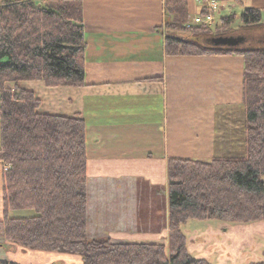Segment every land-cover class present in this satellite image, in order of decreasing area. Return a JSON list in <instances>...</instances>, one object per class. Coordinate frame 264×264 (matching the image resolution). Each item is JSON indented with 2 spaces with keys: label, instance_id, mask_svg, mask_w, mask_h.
<instances>
[{
  "label": "trees",
  "instance_id": "16d2710c",
  "mask_svg": "<svg viewBox=\"0 0 264 264\" xmlns=\"http://www.w3.org/2000/svg\"><path fill=\"white\" fill-rule=\"evenodd\" d=\"M186 11L185 0L164 3L165 54L242 59L246 149L243 156L208 162L167 160L164 247L88 237L85 123L39 114V100L18 86H85L81 2L0 1V162L7 167L0 238L32 251L76 255L81 264H209L187 250L182 227L189 220H264V23L257 10L245 8L220 18L217 28H186ZM217 37L244 41L214 46ZM25 211L33 215H17ZM262 256L254 264H264V251Z\"/></svg>",
  "mask_w": 264,
  "mask_h": 264
},
{
  "label": "crops",
  "instance_id": "0c3cea01",
  "mask_svg": "<svg viewBox=\"0 0 264 264\" xmlns=\"http://www.w3.org/2000/svg\"><path fill=\"white\" fill-rule=\"evenodd\" d=\"M76 1L83 12L85 86H18L39 100V114L85 123L87 230L92 214V231L112 243L165 244L167 160L208 162L245 154L243 61L167 56L166 0ZM185 1L191 22L219 0ZM222 1L257 10L264 23V0ZM4 172L0 162V220ZM7 243L0 260L22 264L11 252L18 249ZM38 255L54 264H81L79 256Z\"/></svg>",
  "mask_w": 264,
  "mask_h": 264
},
{
  "label": "rangeland",
  "instance_id": "374dc122",
  "mask_svg": "<svg viewBox=\"0 0 264 264\" xmlns=\"http://www.w3.org/2000/svg\"><path fill=\"white\" fill-rule=\"evenodd\" d=\"M229 4H231V1H218V12L215 13L214 28L219 27L220 17L231 14L239 16L241 14L242 9L239 5L233 3L235 7H231ZM236 39L240 41L239 43H243L244 41L240 37ZM6 169L7 167H5ZM17 215L23 217L31 216L33 213L31 211H25L18 212ZM94 221L95 218L93 219V215L91 214L90 222L94 223ZM92 223L88 226V237L90 239L106 237L94 230L92 231ZM182 232L186 239L187 250L190 255L194 258L205 260L209 264H254L263 259L264 220L248 224L224 223L217 220H189L182 227ZM6 243L4 239L0 238V247ZM157 245L167 247V239L165 244ZM13 246L18 250H11V252H14L15 258L20 260L22 264L56 263L55 261L49 262L48 260H44L41 258L43 256L38 257V253L46 254L52 252L32 251L17 245ZM52 254L58 253L53 252Z\"/></svg>",
  "mask_w": 264,
  "mask_h": 264
},
{
  "label": "built area",
  "instance_id": "2783aa9c",
  "mask_svg": "<svg viewBox=\"0 0 264 264\" xmlns=\"http://www.w3.org/2000/svg\"><path fill=\"white\" fill-rule=\"evenodd\" d=\"M218 12V5L215 1H210L207 4L206 11L202 15L196 16L191 22L186 24V28L193 25L206 26L212 28L215 20V13Z\"/></svg>",
  "mask_w": 264,
  "mask_h": 264
},
{
  "label": "water",
  "instance_id": "95a60500",
  "mask_svg": "<svg viewBox=\"0 0 264 264\" xmlns=\"http://www.w3.org/2000/svg\"><path fill=\"white\" fill-rule=\"evenodd\" d=\"M214 46H236L239 40L233 37H217L211 40Z\"/></svg>",
  "mask_w": 264,
  "mask_h": 264
}]
</instances>
